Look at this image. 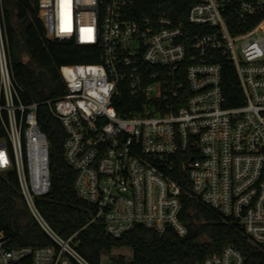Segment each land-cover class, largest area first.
Wrapping results in <instances>:
<instances>
[{
  "label": "built area",
  "instance_id": "built-area-1",
  "mask_svg": "<svg viewBox=\"0 0 264 264\" xmlns=\"http://www.w3.org/2000/svg\"><path fill=\"white\" fill-rule=\"evenodd\" d=\"M46 35L95 47L98 60L59 66L64 93L25 100L9 56L0 0V172L13 169L30 219L47 245H9L0 264H93L61 236L37 199L51 187L49 141L38 122L46 105L64 130L63 153L89 222L112 238L142 225L188 232L184 197L236 224L264 254V0H196L183 20L160 7L138 17L134 0H39ZM240 99L228 103L222 62ZM135 99L119 114L113 97ZM180 166L185 184L172 173ZM195 264H246L226 244Z\"/></svg>",
  "mask_w": 264,
  "mask_h": 264
},
{
  "label": "trees",
  "instance_id": "trees-1",
  "mask_svg": "<svg viewBox=\"0 0 264 264\" xmlns=\"http://www.w3.org/2000/svg\"><path fill=\"white\" fill-rule=\"evenodd\" d=\"M9 1L16 6V20L11 19L3 2L4 26L11 67L23 90V98L40 102L64 93L59 66L95 62L98 60L96 48L48 37L39 16V0ZM194 1L134 0V8L138 17L153 15L160 7L173 8L185 20ZM222 67L224 91L228 103L234 104L240 99L236 75L230 63L223 61ZM112 102L115 111L124 115L135 105V99L124 88ZM38 122L49 141L51 178L50 190L37 199L38 205L57 233L65 238L71 236L77 250L91 263L101 264V257L108 255L110 264H195L231 243L241 250L246 264H264V254L245 238L236 224L222 221L216 210L190 197L183 198L181 210V217L188 227L186 235L179 236L173 230L158 233L137 225L121 237H110L102 223L89 222L94 207L74 191L75 171L64 158V130L60 121L52 116L46 105H41ZM172 175L185 184L180 166ZM22 208L24 203L15 171L0 172V229L9 238V245L50 244V239L29 216L18 213ZM122 246L131 248L129 256L112 253L113 248Z\"/></svg>",
  "mask_w": 264,
  "mask_h": 264
},
{
  "label": "rangeland",
  "instance_id": "rangeland-1",
  "mask_svg": "<svg viewBox=\"0 0 264 264\" xmlns=\"http://www.w3.org/2000/svg\"><path fill=\"white\" fill-rule=\"evenodd\" d=\"M3 2L6 8L8 9V11L10 12L11 19L14 20L16 18V6L9 0H4ZM112 253L113 254H124L125 256H129L131 253V248L128 246L116 247V248H113ZM101 264H110V259L108 255H103L101 257Z\"/></svg>",
  "mask_w": 264,
  "mask_h": 264
},
{
  "label": "water",
  "instance_id": "water-1",
  "mask_svg": "<svg viewBox=\"0 0 264 264\" xmlns=\"http://www.w3.org/2000/svg\"><path fill=\"white\" fill-rule=\"evenodd\" d=\"M169 13H170V15L172 17H176L177 16V12L173 8L170 9ZM18 213L21 214V215H27L28 216V211L26 209H24V208L20 209L18 211Z\"/></svg>",
  "mask_w": 264,
  "mask_h": 264
}]
</instances>
